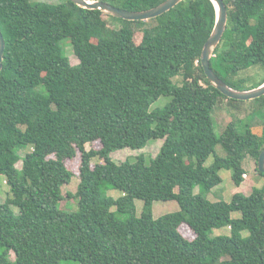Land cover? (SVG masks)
I'll return each mask as SVG.
<instances>
[{"label": "trees", "instance_id": "1", "mask_svg": "<svg viewBox=\"0 0 264 264\" xmlns=\"http://www.w3.org/2000/svg\"><path fill=\"white\" fill-rule=\"evenodd\" d=\"M103 1L137 11L165 0ZM224 1L227 27L211 67L237 89L259 86L264 75L245 87L251 76L243 73L264 67V0ZM216 15L212 0H182L147 20L118 18L72 0H0L6 41L0 181L11 190L0 199V264H264V184L234 193L231 201L206 196L223 181V168L240 186L248 159L264 177L258 169L264 95L246 116L233 113L221 135L215 129L222 98L231 105L244 101L216 88L201 62ZM67 42L78 64L70 62ZM162 95L169 101L152 108ZM257 111L261 118L254 120ZM152 138L163 144L150 162L144 153L113 159L114 151L142 149ZM93 141L100 148L87 149ZM78 149V188L68 196L77 197L79 207L68 211L60 206L63 185L75 173L65 160ZM95 157L100 161L92 165ZM111 188L121 195H108ZM136 199L144 201L140 216ZM169 199L180 209L154 217V202ZM236 211L241 217L232 216ZM181 224L193 239L181 233ZM226 226L229 234L212 235Z\"/></svg>", "mask_w": 264, "mask_h": 264}, {"label": "rangeland", "instance_id": "2", "mask_svg": "<svg viewBox=\"0 0 264 264\" xmlns=\"http://www.w3.org/2000/svg\"><path fill=\"white\" fill-rule=\"evenodd\" d=\"M35 1V0H33ZM41 1H48V2H61L63 0H41ZM66 46V53L70 59V62L72 64H78L79 59L74 53L72 45L67 42L65 44ZM256 67H261L260 65L257 66H252L249 68V71H245L243 75L245 76H251L249 81H247L244 86L245 87H251L255 84H257L261 78L264 75V67L261 68H256ZM168 96H160L159 99H157L153 104L152 108H155L157 106H164L168 101H169ZM255 99H249V100H244L243 102H236L239 103L238 105H231V103L225 99L222 98L217 107L215 108V111L213 113L214 120H215V129L218 135H221L222 130L226 126V124L232 120L233 118V113H236L240 117L246 116L249 108H251L252 105L255 103ZM264 112L263 110H261ZM252 117V116H251ZM261 118L260 111H257L252 118L254 120ZM254 131L260 132L261 127L256 126L253 127ZM163 144V139L161 138H152L149 140L147 145L142 148V149H132V148H122L114 151L112 153V157L115 161L117 162H122L126 159H131L135 160L137 156L141 153H144L147 159V162H150L151 158L157 155V153L160 151V147ZM101 144L99 141H93L91 143L86 144V148H100ZM222 147L220 145L217 146V152L225 154L224 151L221 149ZM30 150V147L27 148H22L20 150V153L22 156H24L28 151ZM49 157L53 156L54 153L48 154ZM98 161H100L99 157H95L92 159V165H95ZM214 161V155H211L207 161L206 165H211ZM66 165L68 168H70L74 173L75 176H73L72 181L68 184L63 185V193L65 195V199H63L60 203V206L68 211H74L77 210L79 207V200L77 197H69L68 193H75L78 188V183H79V168L81 165V152L78 149L77 154L74 158L71 159H66L65 160ZM17 166L19 168L22 167V161L20 160L17 163ZM245 166L247 168V177H244V181L240 186L236 185L235 182L232 179V170L223 168L220 171V174L223 178V181L215 186L211 192L206 194V196L212 200V201H217V200H225V201H231L233 198L234 193L236 192H245L249 193L253 189V187H261L264 184V177L260 175L255 167H256V162L254 159H248L245 163ZM195 192L200 191V186H197L194 190ZM108 195L113 196L115 198L119 197L121 195V191L119 189L111 188L107 191ZM8 196H11V190L10 186L6 182V180L1 179L0 181V199L2 201H5ZM136 213L138 216L141 215L142 210H143V205L144 201L142 199H136ZM14 209L17 211V208L14 207ZM180 209V205L177 200L175 199H169V200H156L153 205V214L154 217L158 218L164 214L171 213L178 211ZM241 212L236 211L232 213L233 217H241ZM180 231L181 233L188 239H193L195 237V233L191 230L189 226L186 224H181L180 225ZM230 229L229 227H222L218 229H214L212 235H218V234H229ZM244 236L248 235V231L243 232ZM14 257V254H12ZM61 264H76L75 262H69V261H62Z\"/></svg>", "mask_w": 264, "mask_h": 264}, {"label": "water", "instance_id": "3", "mask_svg": "<svg viewBox=\"0 0 264 264\" xmlns=\"http://www.w3.org/2000/svg\"><path fill=\"white\" fill-rule=\"evenodd\" d=\"M81 7L100 9L104 13L127 20H147L157 17L170 10L182 0H165L157 6L145 10H128L118 7L103 0H72ZM216 6V22L210 37L207 39L201 56V62L210 82L229 98L249 100L264 95V82L250 89H237L223 80L211 67V57L220 43L228 21V7L224 0H212ZM6 47L5 37L0 28V70L3 68L4 52ZM258 169L264 173V149L258 159Z\"/></svg>", "mask_w": 264, "mask_h": 264}, {"label": "built area", "instance_id": "4", "mask_svg": "<svg viewBox=\"0 0 264 264\" xmlns=\"http://www.w3.org/2000/svg\"><path fill=\"white\" fill-rule=\"evenodd\" d=\"M244 177H247V172H246V173H244Z\"/></svg>", "mask_w": 264, "mask_h": 264}]
</instances>
